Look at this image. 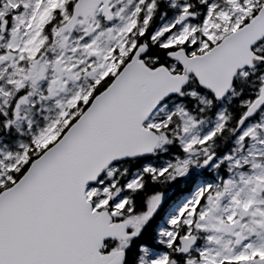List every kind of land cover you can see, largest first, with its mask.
Returning <instances> with one entry per match:
<instances>
[{"label": "snow or ice", "instance_id": "6c2138e0", "mask_svg": "<svg viewBox=\"0 0 264 264\" xmlns=\"http://www.w3.org/2000/svg\"><path fill=\"white\" fill-rule=\"evenodd\" d=\"M0 264H264V0H0Z\"/></svg>", "mask_w": 264, "mask_h": 264}]
</instances>
